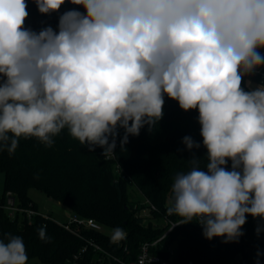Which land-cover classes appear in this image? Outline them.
Here are the masks:
<instances>
[{"label":"clouds","instance_id":"9594fccd","mask_svg":"<svg viewBox=\"0 0 264 264\" xmlns=\"http://www.w3.org/2000/svg\"><path fill=\"white\" fill-rule=\"evenodd\" d=\"M67 2L85 12L64 11L58 30L36 32L25 27L26 0H0V151L14 154L20 138L52 147L67 127L89 152L110 157L118 138L124 149L145 125L153 130L167 96L198 109L208 160L205 171L193 154L176 174L173 225L195 220L206 239L231 243L248 215L264 223V83L242 86L264 66V0ZM34 3L51 14L66 0ZM182 143L201 147L191 136ZM38 236L50 241L46 226ZM125 238L113 229V243ZM0 264H29L21 236H0Z\"/></svg>","mask_w":264,"mask_h":264},{"label":"trees","instance_id":"16d2710c","mask_svg":"<svg viewBox=\"0 0 264 264\" xmlns=\"http://www.w3.org/2000/svg\"><path fill=\"white\" fill-rule=\"evenodd\" d=\"M26 3L25 27L36 32L46 26L57 27L59 15L64 11L75 8L85 12L82 6L72 5L67 0L59 13L51 14H41L34 0H26ZM258 51L264 55V49ZM249 80L258 85L264 83V66L255 74L245 76L242 84L245 90L249 88ZM164 99V115L153 130L148 131L145 125L139 136H129L124 149L120 148L118 138L112 158L103 157L100 147L89 152L69 134L67 127L53 138L52 147H45L36 138H20L14 154L0 151V172L4 174L0 204L5 202V193L10 191L21 207L31 206L39 212L27 194L29 188H36L66 206L71 214L92 218L112 233L117 227L126 232L125 239L113 243L112 234L81 227L78 233L93 240L101 250L88 245L78 264H124L134 260L143 242L156 240L169 228L165 216L172 221L179 219L167 214L176 174L190 169L188 160L193 154L201 159V168L208 163L198 109L185 112L178 101L167 96ZM119 131L122 137L124 130ZM185 136H191L201 147L188 151L182 143ZM117 165L122 171L116 170ZM226 167L231 170V161ZM133 185L144 196L141 203L129 195ZM150 205L154 209H149ZM142 207H147L152 217L165 224L156 227L144 224L143 217L138 214ZM41 226H46L49 242L39 239ZM258 226L261 229L259 236L256 234ZM242 231L244 235L238 242L223 243V237L208 240L203 236V228L194 220L173 227L151 247V252L168 257L166 249L170 246L174 251L171 261L177 264L189 261L192 264H256L259 250L260 264L264 263V223L248 215ZM4 233L21 236L28 257L38 258L46 264H70L74 254L85 244L83 239L54 219L44 218L40 212L30 219L21 214L11 218L0 207V236Z\"/></svg>","mask_w":264,"mask_h":264},{"label":"built area","instance_id":"2783aa9c","mask_svg":"<svg viewBox=\"0 0 264 264\" xmlns=\"http://www.w3.org/2000/svg\"><path fill=\"white\" fill-rule=\"evenodd\" d=\"M112 157L113 155L110 157H106V158H112ZM116 170L118 172L122 171L119 169L118 165L116 166ZM0 207L3 208L11 218L15 217L16 214H21L23 217L30 219L32 216L39 214V212L33 209L31 206L21 207L18 204L15 196L10 191H7L5 193V202L1 203ZM149 209H154V206L150 205ZM41 215L44 218H51L50 214H41ZM164 219H165V222L169 224V228L156 240L152 242H143L140 245L136 258L124 264H177L171 261V257L173 256L174 251H173V248L170 246L167 247L166 249L168 252V257H163L160 254L151 252V247L155 246L157 242L160 241L168 233L169 230H171L173 227L178 225V224L173 225L176 221H172L167 216H165ZM58 224H60L64 229L74 233L75 235H77L78 237H80L81 239L85 241V244L82 246L80 251L77 254H74L70 264H78V259L81 257V253L85 251L88 245L93 246L97 250H101L100 246L97 245L95 242H93V240L86 239L78 233L81 227L91 228L94 230L101 231L102 230L101 224L96 222L94 219L83 218V217L70 213L67 216V219L65 221L58 222ZM187 264H192V262L189 261Z\"/></svg>","mask_w":264,"mask_h":264},{"label":"rangeland","instance_id":"374dc122","mask_svg":"<svg viewBox=\"0 0 264 264\" xmlns=\"http://www.w3.org/2000/svg\"><path fill=\"white\" fill-rule=\"evenodd\" d=\"M51 27H53L54 30H58L57 27L55 26H51ZM257 85H258L257 83L251 82L252 87H255ZM3 190H4V174L3 172H0V194L3 192ZM129 193L131 199H133L134 201L140 200L139 203H141L142 201L145 200L142 193L134 185L129 188ZM27 194L30 197V199L36 204L41 214H50L51 218L54 219L56 222H63L67 219L70 210L66 206L60 204L58 201L48 197L43 192L33 187L28 189ZM138 214L143 217L144 224H150L151 226H155V227L163 226L165 224L163 220L152 217L147 207H142L139 210ZM102 230L108 234H112V231L109 230L108 228H102ZM29 264H46V263L40 261L38 258L32 257L29 258Z\"/></svg>","mask_w":264,"mask_h":264},{"label":"crops","instance_id":"0c3cea01","mask_svg":"<svg viewBox=\"0 0 264 264\" xmlns=\"http://www.w3.org/2000/svg\"><path fill=\"white\" fill-rule=\"evenodd\" d=\"M69 214H70V213H69ZM69 214H68V215H69Z\"/></svg>","mask_w":264,"mask_h":264}]
</instances>
